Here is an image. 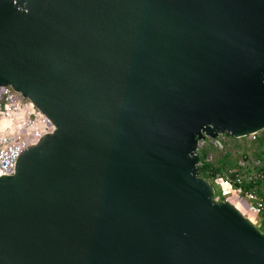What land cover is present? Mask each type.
<instances>
[{
  "label": "water",
  "instance_id": "obj_1",
  "mask_svg": "<svg viewBox=\"0 0 264 264\" xmlns=\"http://www.w3.org/2000/svg\"><path fill=\"white\" fill-rule=\"evenodd\" d=\"M0 85L54 126L0 176V264H264L196 168L264 128V0H0Z\"/></svg>",
  "mask_w": 264,
  "mask_h": 264
},
{
  "label": "built area",
  "instance_id": "obj_2",
  "mask_svg": "<svg viewBox=\"0 0 264 264\" xmlns=\"http://www.w3.org/2000/svg\"><path fill=\"white\" fill-rule=\"evenodd\" d=\"M53 130V124L28 99L9 85H0V176L12 174L22 150ZM257 132L233 138L254 141ZM226 137L218 134L198 140L196 153L199 155L200 147L208 143L221 148ZM200 166L198 161L196 168ZM198 174L211 181L224 200L239 207L237 210L264 233V162L260 157L238 152L233 166L224 167V171L212 174L202 169Z\"/></svg>",
  "mask_w": 264,
  "mask_h": 264
},
{
  "label": "rangeland",
  "instance_id": "obj_3",
  "mask_svg": "<svg viewBox=\"0 0 264 264\" xmlns=\"http://www.w3.org/2000/svg\"><path fill=\"white\" fill-rule=\"evenodd\" d=\"M221 145L222 147L218 148L208 143L200 147L199 155L201 157L200 161L203 171L209 170L214 173L224 171V167L233 166L238 152L248 154L252 157L258 156L260 160L264 162V128L257 132L254 141H248L243 137L239 139L226 137L223 138ZM210 184L214 189L213 199L216 201L224 200V198L219 195L217 187L213 185L211 181ZM262 189L264 190V184ZM233 205L236 206L235 204ZM237 208L239 209V207Z\"/></svg>",
  "mask_w": 264,
  "mask_h": 264
},
{
  "label": "trees",
  "instance_id": "obj_4",
  "mask_svg": "<svg viewBox=\"0 0 264 264\" xmlns=\"http://www.w3.org/2000/svg\"><path fill=\"white\" fill-rule=\"evenodd\" d=\"M201 160V157H200V155H198V161H200ZM202 169H203V167L202 166H200V167H197V171H198V173H200V171H202ZM214 172H212V174H213ZM201 175V174H200ZM204 177V176H203Z\"/></svg>",
  "mask_w": 264,
  "mask_h": 264
},
{
  "label": "bare ground",
  "instance_id": "obj_5",
  "mask_svg": "<svg viewBox=\"0 0 264 264\" xmlns=\"http://www.w3.org/2000/svg\"><path fill=\"white\" fill-rule=\"evenodd\" d=\"M233 205V204H232ZM236 209H238L236 206H234ZM238 210H240V209H238ZM244 216H246V215H244ZM247 217V216H246ZM248 218V217H247ZM249 219V218H248Z\"/></svg>",
  "mask_w": 264,
  "mask_h": 264
}]
</instances>
